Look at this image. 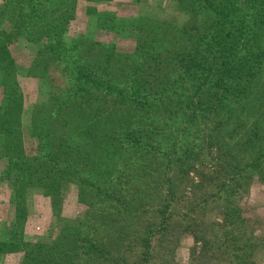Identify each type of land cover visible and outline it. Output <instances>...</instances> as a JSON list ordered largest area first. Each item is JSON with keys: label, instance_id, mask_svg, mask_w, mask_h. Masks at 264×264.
<instances>
[{"label": "trees", "instance_id": "1", "mask_svg": "<svg viewBox=\"0 0 264 264\" xmlns=\"http://www.w3.org/2000/svg\"><path fill=\"white\" fill-rule=\"evenodd\" d=\"M183 1L188 13L186 20L192 21L185 30L189 41L177 35L178 29L169 36L165 32L167 28L155 24L146 31L149 36H137L133 52L121 53L100 43L94 46L89 41L83 59L75 48L66 51L56 42L48 43L49 55L42 53L43 60L37 61L33 69L44 72L48 60L62 63L70 76L71 91L67 100L54 108L51 122L57 123L49 125L57 127L49 132L54 130L55 140L41 149L44 160L26 166L21 161L10 160L6 175L14 169L17 171L13 188L17 208L28 188H41L44 196L57 204L62 186L73 182L78 201H85L84 193L89 195L90 201L85 204L90 205L92 212L86 211L77 221L66 220L52 242L27 246L18 232L27 213L19 207L21 215L16 213L11 235L0 240V254L23 244L28 249L21 248L22 264H151L158 256V247L171 241V228L177 223L172 215L162 206L158 220L146 226L136 246L130 244L131 237L123 225L141 211L153 209L145 205L144 199L146 191L153 186L150 167L154 162L149 153L154 149L155 117L162 118L163 109L172 111L173 107L166 101L177 94L181 100L176 96V103L184 109L182 124L187 123L184 127L193 125L198 115L200 119H209L202 123L212 124L207 126L206 137L210 138V144L214 143L217 162L213 169H207L203 163L197 168L193 149L172 142L162 152L163 168L167 170L171 166L176 170L163 178L167 192L180 171H194L200 179L195 185L202 178L212 180L210 183L216 186L223 200L220 208L223 221H227L225 226L232 221L235 209L224 200L227 184L216 179L224 176L237 182L248 172L264 175V82L260 74V66L264 64V0ZM198 15L207 18L199 23ZM194 37L197 40L191 44ZM172 38L177 42L174 48H170ZM6 41H10L8 37ZM13 65L8 45L0 38V72L4 85L10 84L0 105V126L7 130L12 128L22 109ZM127 108L134 110L132 118H126ZM247 115H251L250 119L255 117L248 125ZM43 122L34 126L43 127ZM181 130L187 132L188 128ZM133 187H136L134 191ZM171 194L175 196L173 191ZM136 197L141 199L138 203ZM229 232L224 230L217 238L219 246ZM232 235L238 236L234 232ZM129 245L137 252L132 259L126 256ZM246 246L248 242L244 240L239 262L245 263L248 257ZM206 250L202 244L200 256ZM229 256L234 259L230 252Z\"/></svg>", "mask_w": 264, "mask_h": 264}, {"label": "rangeland", "instance_id": "2", "mask_svg": "<svg viewBox=\"0 0 264 264\" xmlns=\"http://www.w3.org/2000/svg\"><path fill=\"white\" fill-rule=\"evenodd\" d=\"M182 3L184 4L183 0H0V38L8 45L14 64L15 85L22 96V109L12 123V128L7 130L0 126V240L11 235L16 213L21 215L19 207L25 208L27 213L25 221H21V227H18L22 241L27 242V246L35 242H52L66 220L77 221L86 211L92 212L90 205L85 204V201H90L89 195L84 193L85 201H78V190L73 182H66L62 186L61 200L57 204L44 196L41 188H28L17 208L16 196L13 195L17 171L14 169L6 175L5 168L10 160L21 161L25 166L26 163L44 160L41 149L49 141L55 140L54 130L49 132V129L57 127L49 125L57 123L51 122L55 114L54 108L67 100L71 91L70 76L62 63L48 60L44 72L39 73L33 69L37 61L43 60L42 53L49 55L46 51L48 43L56 42L66 51L75 48L83 59L89 48V41L94 46L100 43L121 53L133 52L137 36H149L146 31L155 24L167 28L165 32L169 36L179 30L177 35L186 37L189 41L185 30H188L192 21L190 18L186 20L188 13ZM206 18L207 16L198 15L197 20L202 23ZM194 23L197 24L196 19ZM141 29L145 31H139ZM7 37L9 42L6 41ZM194 40L197 38L190 39L191 44ZM176 45L174 40L170 48ZM260 67L264 82V64ZM9 86L10 84L7 87L4 85L0 72V105L4 102V92ZM166 95L171 96L168 93ZM185 96H188L187 92ZM175 97L171 96L166 101L173 107L172 111L165 112L163 109V117H155L157 128L154 131V149L149 153L152 163L154 162L150 167L153 186L146 191L144 199L145 205L153 209L141 211L135 218L124 222L123 226L131 237L130 244L136 246L146 226L156 223L158 210L163 206L177 223L172 225L171 241L158 247V256L152 259L151 264H264L263 174L248 172L237 182L224 179V176L216 179L220 182L225 180L227 195L224 200L235 209L228 226H225L227 221H223L220 208L223 200L216 192V186L210 183L212 180L202 178L200 184L195 185L200 179L194 171H180L170 192H167L166 180L163 178L176 170L171 166L167 170L163 168L162 152L172 142L181 145V148L193 149L192 153L196 154L193 160L197 168L203 163L207 169H213L217 162L214 143L210 144V138L206 137L207 126L211 127L212 124L210 121L207 125L202 123L209 119H200L198 115L193 125L184 127L187 124H182L185 119L182 114L184 109L176 103ZM178 100H181V96ZM133 112V109L127 108L124 114L126 118H132ZM62 114L60 111V115ZM250 117L251 115L246 117L247 125L255 120V117ZM39 121L44 123L43 127L34 126ZM181 128L188 130L183 132ZM212 140L215 141L213 138ZM16 150L18 151L15 152ZM189 154L186 155L187 158ZM181 158L185 160L182 153ZM102 167L105 166L102 164ZM108 167L110 165L106 168ZM134 188L136 187L132 188L133 191ZM171 191L174 192V197ZM135 199L137 203L141 200L139 197ZM107 224L110 225L109 222ZM224 230L230 232L219 246L217 238ZM233 232L238 236L234 237ZM244 240L248 242V246L244 248L248 254L245 263L239 262L240 246ZM202 244L207 247L205 256L203 253L200 256L199 253ZM225 244H228V250L225 249ZM22 247L24 250L28 249L26 245L20 244L11 252L1 253L0 264H22ZM128 250L126 256L129 258L137 255L133 246ZM229 252L234 259H229Z\"/></svg>", "mask_w": 264, "mask_h": 264}]
</instances>
